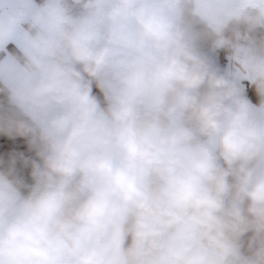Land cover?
Returning <instances> with one entry per match:
<instances>
[{"label": "clouds", "instance_id": "clouds-1", "mask_svg": "<svg viewBox=\"0 0 264 264\" xmlns=\"http://www.w3.org/2000/svg\"><path fill=\"white\" fill-rule=\"evenodd\" d=\"M16 5L0 264H264V0Z\"/></svg>", "mask_w": 264, "mask_h": 264}, {"label": "trees", "instance_id": "trees-1", "mask_svg": "<svg viewBox=\"0 0 264 264\" xmlns=\"http://www.w3.org/2000/svg\"><path fill=\"white\" fill-rule=\"evenodd\" d=\"M37 4H40L42 0H35ZM9 51L12 53H15L14 48L10 46ZM4 53H0V61L4 57ZM215 59L216 62L221 67H226L228 65V60L224 54L223 51H219L215 53ZM247 91V96L251 100L253 104H257L259 102L258 97L255 95L254 91L250 86L247 85V83L244 84ZM3 88V87H2ZM94 93H96L98 96L100 95L99 90L95 87L93 88ZM5 100V95L3 92H0V103H2ZM13 153H24L25 155L31 156L32 153L28 150V146L26 142L21 138H15V139H9L8 137L4 135H0V158H4L5 160L8 158L10 154ZM19 167V166H18ZM27 169H24L22 174L27 175Z\"/></svg>", "mask_w": 264, "mask_h": 264}, {"label": "crops", "instance_id": "crops-1", "mask_svg": "<svg viewBox=\"0 0 264 264\" xmlns=\"http://www.w3.org/2000/svg\"><path fill=\"white\" fill-rule=\"evenodd\" d=\"M16 6V0H0V10L12 12L15 10ZM26 27V22L19 25L16 29L17 35H14L12 40L0 47V53L3 52L5 54L3 59L0 61V88L4 87L5 81H9L14 73V61L21 55L20 49L17 46L18 34ZM10 46L14 48L15 53L9 51ZM244 82L247 83V81Z\"/></svg>", "mask_w": 264, "mask_h": 264}, {"label": "rangeland", "instance_id": "rangeland-1", "mask_svg": "<svg viewBox=\"0 0 264 264\" xmlns=\"http://www.w3.org/2000/svg\"><path fill=\"white\" fill-rule=\"evenodd\" d=\"M245 84V82H243Z\"/></svg>", "mask_w": 264, "mask_h": 264}]
</instances>
